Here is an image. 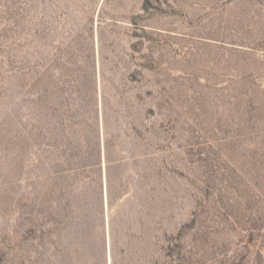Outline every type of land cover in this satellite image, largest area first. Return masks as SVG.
<instances>
[{
  "label": "rangeland",
  "instance_id": "1",
  "mask_svg": "<svg viewBox=\"0 0 264 264\" xmlns=\"http://www.w3.org/2000/svg\"><path fill=\"white\" fill-rule=\"evenodd\" d=\"M108 256L264 264V0H0V264Z\"/></svg>",
  "mask_w": 264,
  "mask_h": 264
},
{
  "label": "bare ground",
  "instance_id": "2",
  "mask_svg": "<svg viewBox=\"0 0 264 264\" xmlns=\"http://www.w3.org/2000/svg\"><path fill=\"white\" fill-rule=\"evenodd\" d=\"M97 46H98V48H99V45H98V43H97ZM57 253V252H56ZM110 257L111 256H108V263L107 264H111V262H110ZM57 259V258H56ZM60 263V262H59ZM62 264V263H61Z\"/></svg>",
  "mask_w": 264,
  "mask_h": 264
}]
</instances>
